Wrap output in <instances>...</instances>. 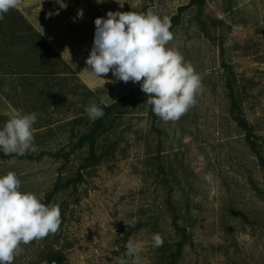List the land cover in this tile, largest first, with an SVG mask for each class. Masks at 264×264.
<instances>
[{
    "label": "rangeland",
    "instance_id": "obj_1",
    "mask_svg": "<svg viewBox=\"0 0 264 264\" xmlns=\"http://www.w3.org/2000/svg\"><path fill=\"white\" fill-rule=\"evenodd\" d=\"M190 1L23 0L17 8L73 73L46 88L11 66L2 77L11 100L0 91V128L18 111L36 113L37 122L32 150H0V176L15 172L21 191L41 202L61 184L50 201L60 206V230L23 246L14 264H51L57 254L59 264H126L129 239L143 242L132 264H264V168L257 157L264 158V0H207L202 16L194 7L180 11ZM148 10L170 17L168 47L193 64L203 93L176 122L156 116L146 94L128 99L99 139L100 160L87 165L89 147L78 142L93 122L85 108L140 88L83 70L94 21L109 11ZM104 79L116 78L110 72ZM231 92L255 148L231 113ZM154 233L162 247H153Z\"/></svg>",
    "mask_w": 264,
    "mask_h": 264
},
{
    "label": "clouds",
    "instance_id": "obj_2",
    "mask_svg": "<svg viewBox=\"0 0 264 264\" xmlns=\"http://www.w3.org/2000/svg\"><path fill=\"white\" fill-rule=\"evenodd\" d=\"M98 3L102 0H97ZM23 0H0V20ZM58 14V13H56ZM52 15V13H49ZM94 41L86 59V73L107 82L131 81L140 85L153 113L164 122H176L198 103L203 93L202 77L175 47L171 19L148 10L109 11L107 18L94 21ZM115 81H106L109 73ZM85 111L91 121L104 116L95 102ZM36 113L16 112L0 128V150L5 155L23 156L34 147ZM62 224L59 204L45 205L32 192L21 191V180L13 171L0 176V264H14L25 245L55 235ZM154 248L163 246L160 233L151 237ZM143 242L129 239L123 256L132 264Z\"/></svg>",
    "mask_w": 264,
    "mask_h": 264
},
{
    "label": "trees",
    "instance_id": "obj_3",
    "mask_svg": "<svg viewBox=\"0 0 264 264\" xmlns=\"http://www.w3.org/2000/svg\"><path fill=\"white\" fill-rule=\"evenodd\" d=\"M206 2L207 0H191L187 6L180 8V11L194 7L197 13L202 16ZM178 17L174 18L175 23ZM199 23L201 29H203L205 25L203 18L199 19ZM12 41L16 42L14 46L11 45ZM14 48L18 51L11 53L10 49ZM10 66L13 70L10 69ZM9 69L13 71L12 74H18V77H23L25 80H28L26 77H39L45 88L50 84L49 81L68 75V71L73 73L68 63L46 42L44 37L35 30L18 9L10 10L0 20V80H3L2 77L7 75ZM14 70L17 72L15 73ZM3 83H5L4 80L0 83V91L11 100V96L4 88ZM20 85L24 87L22 79ZM138 94L143 95L145 93L141 91V88H133L128 96H124L117 102L99 106L103 109L104 116L93 121L88 129L79 136V146L87 145L89 147V154L86 159L87 165L97 163L100 160V157L97 156V145L107 124L115 119V116L124 113L122 109L126 106L125 102ZM231 98V113L239 126L245 130L248 143L255 148L257 144L254 140L253 128L240 112H237L238 104L234 92H231ZM257 157L264 168V158L260 154H257ZM69 184L70 182H68ZM60 185V182H58L42 203L49 205L51 197L60 190ZM183 244V241L178 242L179 251ZM58 257H60L58 254L53 255L51 260Z\"/></svg>",
    "mask_w": 264,
    "mask_h": 264
},
{
    "label": "water",
    "instance_id": "obj_4",
    "mask_svg": "<svg viewBox=\"0 0 264 264\" xmlns=\"http://www.w3.org/2000/svg\"><path fill=\"white\" fill-rule=\"evenodd\" d=\"M126 259L128 261H131L132 257L126 256ZM59 263H60V259L59 258H56V259L53 260V262L51 264H59Z\"/></svg>",
    "mask_w": 264,
    "mask_h": 264
}]
</instances>
